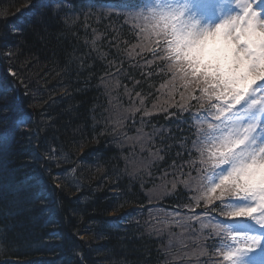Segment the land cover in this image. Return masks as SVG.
Segmentation results:
<instances>
[{
	"label": "trees",
	"instance_id": "trees-1",
	"mask_svg": "<svg viewBox=\"0 0 264 264\" xmlns=\"http://www.w3.org/2000/svg\"><path fill=\"white\" fill-rule=\"evenodd\" d=\"M67 2L0 0V264H206L194 100L151 35Z\"/></svg>",
	"mask_w": 264,
	"mask_h": 264
},
{
	"label": "snow or ice",
	"instance_id": "snow-or-ice-1",
	"mask_svg": "<svg viewBox=\"0 0 264 264\" xmlns=\"http://www.w3.org/2000/svg\"><path fill=\"white\" fill-rule=\"evenodd\" d=\"M80 2L87 8L119 9L122 16L126 13L128 18L141 21V28L165 38L167 59L173 62L170 70L190 76L207 99L216 102L209 105L215 115L209 125L210 147L204 159L205 164L211 162V167L202 176V182H207L202 199L218 217L215 237L224 235L226 220L252 217L264 223V0H236L226 16L215 15L220 0ZM33 8L29 3L25 11L32 12ZM19 31L13 28L14 33ZM12 47L0 51V57L10 59L14 55ZM9 75L15 73L9 69ZM11 90L18 91L15 85ZM191 99L199 101L200 97L193 95ZM180 108L188 111L186 105ZM52 156L48 154L49 159ZM201 156H205L203 150ZM235 200L251 204L224 210ZM235 255L223 252V259L232 261Z\"/></svg>",
	"mask_w": 264,
	"mask_h": 264
},
{
	"label": "rangeland",
	"instance_id": "rangeland-1",
	"mask_svg": "<svg viewBox=\"0 0 264 264\" xmlns=\"http://www.w3.org/2000/svg\"><path fill=\"white\" fill-rule=\"evenodd\" d=\"M221 3V7L216 11L215 15L216 16H226L227 14H229L231 12V9L233 7L236 6V0H220ZM235 14V13H232ZM133 20V19H131ZM136 21V20H133ZM239 207H245L251 204V201H246V200H239ZM236 207H238L237 205H235ZM114 214H111L110 217H114ZM116 217V216H115ZM259 221V219L257 218V222ZM245 223V222H243ZM242 223V224H243ZM234 225H232L231 227H233ZM158 228L160 226H157ZM163 225H162V229H163ZM255 225L252 224H244L243 228H242V233L243 234H247L248 231L251 230H258V235H255V242L254 244L256 245L255 248H251L250 250H245L242 246H237L236 241L232 242V245H228L227 247V251L226 252H235L236 255L234 257V259L232 261H230V264H254L253 262H255L257 260V258L260 257V254H264V229H257L255 228ZM179 229H181L180 225H179ZM255 253V254H253Z\"/></svg>",
	"mask_w": 264,
	"mask_h": 264
},
{
	"label": "bare ground",
	"instance_id": "bare-ground-1",
	"mask_svg": "<svg viewBox=\"0 0 264 264\" xmlns=\"http://www.w3.org/2000/svg\"><path fill=\"white\" fill-rule=\"evenodd\" d=\"M121 222H122V221L116 222V224L119 225ZM262 258H264V257H262ZM263 260H264V259H263ZM257 264H264V262L261 261V262H258Z\"/></svg>",
	"mask_w": 264,
	"mask_h": 264
}]
</instances>
